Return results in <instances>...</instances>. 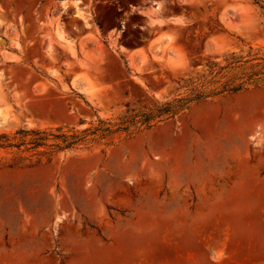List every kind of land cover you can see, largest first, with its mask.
<instances>
[{
  "label": "rangeland",
  "instance_id": "374dc122",
  "mask_svg": "<svg viewBox=\"0 0 264 264\" xmlns=\"http://www.w3.org/2000/svg\"><path fill=\"white\" fill-rule=\"evenodd\" d=\"M240 56L264 57L254 0H0V133L116 123ZM0 264H264V83L49 160L0 148Z\"/></svg>",
  "mask_w": 264,
  "mask_h": 264
},
{
  "label": "trees",
  "instance_id": "16d2710c",
  "mask_svg": "<svg viewBox=\"0 0 264 264\" xmlns=\"http://www.w3.org/2000/svg\"><path fill=\"white\" fill-rule=\"evenodd\" d=\"M254 2L264 11L263 0H254ZM249 62H251L249 71L222 80L225 77V74H222L224 69L241 67ZM208 75L211 76L209 80L207 79ZM195 82L197 83L192 87H188L190 84L185 85L190 90L185 96L156 104L148 110L127 112L120 116L116 123L99 119L96 126L86 127L82 130L60 125L54 130L18 129L13 137L6 133H0V148L34 150L36 154H45L49 160L58 151L78 149L90 141L106 139L115 132H124L128 136H133L140 131L152 129L161 122L174 118L182 111L189 110L195 103L206 101L214 96L238 93L252 85L264 83V57L255 56L244 60L240 56L233 58L226 65L209 64L208 73L201 74L191 83ZM18 135H20L19 138ZM40 161L41 159L38 158L37 162Z\"/></svg>",
  "mask_w": 264,
  "mask_h": 264
},
{
  "label": "water",
  "instance_id": "95a60500",
  "mask_svg": "<svg viewBox=\"0 0 264 264\" xmlns=\"http://www.w3.org/2000/svg\"><path fill=\"white\" fill-rule=\"evenodd\" d=\"M75 82H76L79 86H81V85L84 84V80H83L81 77L77 78V79L75 80Z\"/></svg>",
  "mask_w": 264,
  "mask_h": 264
}]
</instances>
